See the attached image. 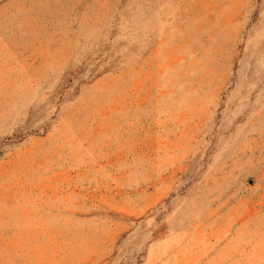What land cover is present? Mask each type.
<instances>
[{
	"label": "rangeland",
	"instance_id": "obj_1",
	"mask_svg": "<svg viewBox=\"0 0 264 264\" xmlns=\"http://www.w3.org/2000/svg\"><path fill=\"white\" fill-rule=\"evenodd\" d=\"M0 264H264V0H0Z\"/></svg>",
	"mask_w": 264,
	"mask_h": 264
}]
</instances>
